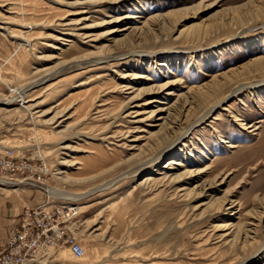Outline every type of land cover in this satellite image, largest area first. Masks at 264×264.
Wrapping results in <instances>:
<instances>
[{
  "label": "rangeland",
  "instance_id": "rangeland-1",
  "mask_svg": "<svg viewBox=\"0 0 264 264\" xmlns=\"http://www.w3.org/2000/svg\"><path fill=\"white\" fill-rule=\"evenodd\" d=\"M0 155V251L78 210L29 264H264V0H0Z\"/></svg>",
  "mask_w": 264,
  "mask_h": 264
},
{
  "label": "built area",
  "instance_id": "built-area-1",
  "mask_svg": "<svg viewBox=\"0 0 264 264\" xmlns=\"http://www.w3.org/2000/svg\"><path fill=\"white\" fill-rule=\"evenodd\" d=\"M17 168L19 167L12 156L0 155V180L15 175ZM74 208L45 203L27 209L22 215L19 228L13 231L8 247L0 251V264H29V256L33 251L61 243L75 257H83V246L64 226V223L78 214V210L74 211Z\"/></svg>",
  "mask_w": 264,
  "mask_h": 264
},
{
  "label": "bare ground",
  "instance_id": "bare-ground-1",
  "mask_svg": "<svg viewBox=\"0 0 264 264\" xmlns=\"http://www.w3.org/2000/svg\"><path fill=\"white\" fill-rule=\"evenodd\" d=\"M123 58V57H122ZM243 88V87H242ZM236 90H239V89H236ZM25 93V92H24ZM24 93L20 96L21 97V101H24V99L26 98L25 97V95H24ZM26 111H30V109H28V108H26ZM209 112H210V110H209ZM208 113V112H207ZM207 113L205 114V115H203V116H201L197 121H196V124H198V123H200L203 119H204V117L207 115ZM161 121V123L158 125V127H159V131L156 133V135L155 136H159V141H160V143L159 144H161V147H159L160 149L157 151V154H156V156H154L153 158H151V160H147L146 161V163L144 164V165H149V164H155L156 162H157V158H158V155L161 153V151L163 150V148H165V147H168L169 145H172L171 143H166V142H168V138H170L169 136H170V132H169V130L168 129H171V125H170V123L168 122V120L167 119H161L160 120ZM252 127V126H251ZM254 127V126H253ZM174 131V130H173ZM187 136V132H185V133H183L180 137H178L177 139H176V141L174 142V144H177V143H181L183 140H184V138ZM167 140V141H166ZM233 147H236L234 144H232V143H230V147L229 148H233ZM181 161V160H180ZM182 164L183 163H181V162H176V161H174V160H170L169 162H168V166H166V168L168 169V168H170L169 169V171L168 172H165L164 173V175H167L168 174V176H169V174H170V172H171V169H172V167L173 166H182ZM143 166V165H142ZM140 167V166H139ZM193 174V171H185V172H183V173H181V174H176V173H174V174H171L170 175V181L171 182H173V183H177V182H179V181H181L183 178H185V177H187V176H190V175H192ZM149 180H151V178H149L147 181H149ZM188 184V183H187ZM186 186V185H185ZM182 190H185L187 193H189V194H191L192 193V191L190 190V189H182ZM193 191H195V190H193ZM74 211L76 210V208H74L73 209ZM48 251V250H47Z\"/></svg>",
  "mask_w": 264,
  "mask_h": 264
},
{
  "label": "crops",
  "instance_id": "crops-1",
  "mask_svg": "<svg viewBox=\"0 0 264 264\" xmlns=\"http://www.w3.org/2000/svg\"><path fill=\"white\" fill-rule=\"evenodd\" d=\"M8 209H9V212L8 213H4L3 215H4V217L6 218H8V221H10V218L15 214L14 213V211L12 210V208L11 207H8ZM23 213V212H22ZM22 213L20 214V216L22 215ZM8 215V216H7ZM1 228H3V227H1L0 226V246L2 245V243H4L5 242V240H7V235H3L4 233H2V231H1Z\"/></svg>",
  "mask_w": 264,
  "mask_h": 264
}]
</instances>
